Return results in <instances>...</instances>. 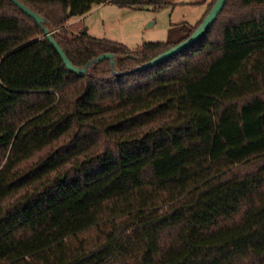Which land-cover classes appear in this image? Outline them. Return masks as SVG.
<instances>
[{
    "label": "trees",
    "instance_id": "trees-1",
    "mask_svg": "<svg viewBox=\"0 0 264 264\" xmlns=\"http://www.w3.org/2000/svg\"><path fill=\"white\" fill-rule=\"evenodd\" d=\"M19 1L114 63L0 0V264H264V0L138 71L216 0L134 49L67 22L176 0Z\"/></svg>",
    "mask_w": 264,
    "mask_h": 264
},
{
    "label": "rangeland",
    "instance_id": "rangeland-1",
    "mask_svg": "<svg viewBox=\"0 0 264 264\" xmlns=\"http://www.w3.org/2000/svg\"><path fill=\"white\" fill-rule=\"evenodd\" d=\"M213 1L176 0L177 5L158 10L120 8L111 4L93 6L84 16L67 22V35L76 34L86 27L93 37L120 42L134 49L143 42L166 41L172 24L186 22L196 25ZM198 2L200 4H193Z\"/></svg>",
    "mask_w": 264,
    "mask_h": 264
},
{
    "label": "water",
    "instance_id": "water-1",
    "mask_svg": "<svg viewBox=\"0 0 264 264\" xmlns=\"http://www.w3.org/2000/svg\"><path fill=\"white\" fill-rule=\"evenodd\" d=\"M17 7H19L25 14H27L29 17L35 20V22L40 25L44 31V34L52 44V46L55 48L56 52L59 54L61 59L63 60L64 64L68 68L69 71L76 73L77 75H83L86 73L87 67L90 66L93 62H100L104 59H110L111 64L114 63V56L113 54L107 53V54H101L99 55L95 60L91 61L86 67L79 68L74 66L67 56L65 55L64 51L61 49V47L58 45V43L53 38V32L50 31L47 27L44 26L45 19L36 13L35 11L31 10L29 7H27L24 3H22L19 0H11ZM226 0H216L213 7L210 9L208 14L205 16V18L202 20L200 25L196 28V30L184 41L176 44L175 46L169 48L168 50L164 51L163 53L159 54L155 58L151 59L150 61L143 63L142 65L136 67L132 71H138L142 69H146L149 67H153L155 65H158L162 63L163 61L169 59L170 57L178 54L179 52L185 50L186 48L192 46L195 44L200 38L203 37L205 32L208 30V28L214 23L215 19L223 9V6L225 4ZM130 71V72H132Z\"/></svg>",
    "mask_w": 264,
    "mask_h": 264
},
{
    "label": "crops",
    "instance_id": "crops-1",
    "mask_svg": "<svg viewBox=\"0 0 264 264\" xmlns=\"http://www.w3.org/2000/svg\"><path fill=\"white\" fill-rule=\"evenodd\" d=\"M103 5H107V4H99V5H95V6H103ZM85 15V14H84ZM83 15V16H84ZM80 17H82V16H80Z\"/></svg>",
    "mask_w": 264,
    "mask_h": 264
}]
</instances>
